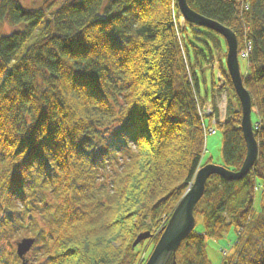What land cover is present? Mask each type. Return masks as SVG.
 <instances>
[{"label":"trees","instance_id":"16d2710c","mask_svg":"<svg viewBox=\"0 0 264 264\" xmlns=\"http://www.w3.org/2000/svg\"><path fill=\"white\" fill-rule=\"evenodd\" d=\"M186 2L233 30L239 52L249 46L242 76L258 151L240 180L209 176L192 211L202 228L181 242L175 264H212L206 240L232 227L222 264H264V200L252 207L264 194V0ZM169 6L0 0V264H21L15 243L25 238L34 240L27 264H144L198 167L212 163L201 159L197 107L209 97L218 117L217 90L228 111L216 125L220 165L240 169L246 148L225 40L187 23L179 42Z\"/></svg>","mask_w":264,"mask_h":264},{"label":"water","instance_id":"95a60500","mask_svg":"<svg viewBox=\"0 0 264 264\" xmlns=\"http://www.w3.org/2000/svg\"><path fill=\"white\" fill-rule=\"evenodd\" d=\"M177 6L188 24L213 30L225 40L227 46L225 66L227 67L232 87L241 107L239 127H241L242 136L245 140L246 154L238 171L228 170L219 164L213 163H208L198 168L193 176L189 190L185 191L171 212L165 227L162 229L157 242L144 264H167L170 258H172V264H175L174 253H176L181 242L195 227L196 220L192 211H194L196 204H198L204 193V186L209 176L217 175L227 181L240 180L241 177L249 173L257 159L258 147L250 117L252 109L251 96H249L248 91L243 86V77L240 74L237 56V36L233 30H230L226 26L196 13L191 7H188L186 0H177ZM150 236L149 231L140 233V235L138 234L133 245L149 239ZM31 244L32 240L29 239L21 240V243L17 242V254L21 259H23V255L28 251Z\"/></svg>","mask_w":264,"mask_h":264},{"label":"rangeland","instance_id":"374dc122","mask_svg":"<svg viewBox=\"0 0 264 264\" xmlns=\"http://www.w3.org/2000/svg\"><path fill=\"white\" fill-rule=\"evenodd\" d=\"M19 1L21 2V4H23L25 6H31V7L36 8V7H38L39 3H41L43 0H19ZM169 4H170V6L172 5L173 8L175 7L174 0H169ZM175 11L173 9V12L172 13L170 12V16H171L170 18L176 24V28L173 27L174 33L176 34L177 39H179L181 41L180 30H179V26H178L181 19L178 18L179 15ZM3 30L5 32L6 31L8 32V29H6V28H4ZM23 46L24 47L22 48V51H24L27 44L23 45ZM239 66H240V73L243 75L244 72L247 71L248 65H246L245 60L244 61L239 60ZM211 70H212L211 72H213L212 74H214V72H215V75L217 74L216 73L217 72L216 62L213 64V68ZM208 74H209V71L206 70L205 75L207 78V86L209 87L210 78L208 77ZM217 86L219 87V84ZM217 98H219V97L217 96ZM220 98H221V102L218 101V108H219V112H220V118H221L220 120L223 121L226 119V116L228 115V111H227V109L225 110V108H224L225 97L220 96ZM208 104H209V102L207 101L205 107H209ZM251 117H253V115ZM206 124H207V122H206ZM221 144H222L221 133L218 129L216 130L215 134H208L206 137V143H205V148H204L205 151L203 153L202 160L203 159L205 160L206 158L210 157L212 159L213 164H216V165L219 164L220 165L223 161L221 159ZM192 180L190 181V183L187 186L185 191L189 190L190 185L192 183ZM263 197H264V194L260 191H257L254 195L255 199H254L252 207L256 212H258L261 209L260 207H261V204L264 200ZM195 220H196L195 221L196 222V229H199V231H200L202 228V225L199 224L198 218L195 217ZM236 236H237V233L232 227V228L228 229V231L222 236L221 239L212 238V239L206 240L205 252L207 253V257L212 264H222L223 254L230 252L231 246L236 241L235 240Z\"/></svg>","mask_w":264,"mask_h":264},{"label":"built area","instance_id":"2783aa9c","mask_svg":"<svg viewBox=\"0 0 264 264\" xmlns=\"http://www.w3.org/2000/svg\"><path fill=\"white\" fill-rule=\"evenodd\" d=\"M249 50V46H248V48L246 49V50H244L243 51V53H241V56L244 58V57H246L247 55V51ZM209 132L210 133H213L214 132V130L213 129H209Z\"/></svg>","mask_w":264,"mask_h":264},{"label":"bare ground","instance_id":"6f19581e","mask_svg":"<svg viewBox=\"0 0 264 264\" xmlns=\"http://www.w3.org/2000/svg\"><path fill=\"white\" fill-rule=\"evenodd\" d=\"M169 8L171 9V12H173V9H174L173 6L171 5Z\"/></svg>","mask_w":264,"mask_h":264}]
</instances>
